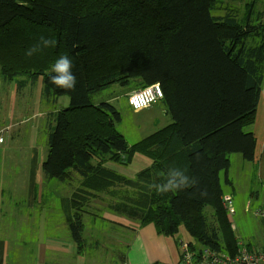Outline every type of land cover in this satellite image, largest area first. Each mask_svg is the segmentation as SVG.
<instances>
[{
	"label": "trees",
	"instance_id": "obj_1",
	"mask_svg": "<svg viewBox=\"0 0 264 264\" xmlns=\"http://www.w3.org/2000/svg\"><path fill=\"white\" fill-rule=\"evenodd\" d=\"M41 38L55 43L44 47ZM34 46L39 50L27 55ZM62 56L72 61L73 89L49 83ZM0 78L18 91L41 79L42 99L68 101L47 116L41 170L71 187L65 212L79 255L92 249L84 238L86 218L102 220L107 231L122 226L104 214L152 225L162 237L173 238L183 227L195 251L239 247L222 206L231 196L223 193L221 174L230 184L232 155L254 162L251 128L264 84L263 1L0 0ZM157 82L170 123L129 145L115 129L120 116L111 100L97 97L116 87L112 99L126 101ZM135 154L151 164L133 178L104 166H128ZM169 181L178 189L149 187Z\"/></svg>",
	"mask_w": 264,
	"mask_h": 264
},
{
	"label": "crops",
	"instance_id": "obj_2",
	"mask_svg": "<svg viewBox=\"0 0 264 264\" xmlns=\"http://www.w3.org/2000/svg\"><path fill=\"white\" fill-rule=\"evenodd\" d=\"M41 89V79L35 85H26L18 91L14 84L0 78V129L13 126L11 135L0 146V264H87L85 254L77 253V246L68 231L65 200L72 193L71 187L49 180L41 170L47 156V116L66 108L68 101L44 100ZM251 131L256 148L254 162L250 165L254 178L264 183V84ZM150 164L149 159L136 154L128 166L113 163L104 166L133 178ZM227 178L228 185L232 186L229 171ZM79 181L74 178L72 186L77 188ZM223 181L227 184L225 175ZM103 218L122 225L121 229L128 233L119 264H176L179 237L190 240L181 228L178 229L179 235L173 238L162 237L156 234L152 225L139 227L110 214H104ZM101 221L86 218V244L99 243L102 246L103 234L107 230L106 224L102 225L105 222ZM263 238L264 233L254 246L241 243L252 251H260L264 246ZM118 245L109 244L110 248L104 251L113 250ZM111 258L107 254L104 261L93 260L91 264H109Z\"/></svg>",
	"mask_w": 264,
	"mask_h": 264
},
{
	"label": "rangeland",
	"instance_id": "obj_3",
	"mask_svg": "<svg viewBox=\"0 0 264 264\" xmlns=\"http://www.w3.org/2000/svg\"><path fill=\"white\" fill-rule=\"evenodd\" d=\"M261 1L264 2V0ZM219 14L218 11L212 12L213 16ZM118 91L116 87H112L97 98L102 101L111 100L110 105L116 109L120 116V121L115 122V129L125 138L129 145L136 143L140 139L147 137L170 123L169 117L165 114V107L162 102H158L141 111L134 112L127 106L125 101L126 97L112 99L113 95L116 96V92ZM230 163L229 176L233 185L229 186L224 184V173H222L221 187L224 195L231 196L233 199L234 216L230 217L233 222L232 227L235 237L240 243L243 242L244 244L254 246L261 240L264 233V223L261 219L253 215L256 210L264 208V183L254 178L252 166L243 161L240 155H232L230 157ZM129 169H127V171H129ZM247 205L248 208L246 207ZM210 212L209 209L206 210L208 215ZM121 228L122 226H109L108 231H106L107 233L103 234L104 241L101 242V247H97L95 250L94 244H90L92 246V249L89 247L91 251L85 248L84 251L86 253L84 252V254L87 264L88 259L90 260V264L93 260L97 262L104 261L103 257L107 254H109V257H113L109 264H119V258L121 254L123 255L125 249L124 245H126L125 236L128 234ZM179 228L184 230L183 227ZM179 238H181V240H186L184 236ZM115 243L119 245L114 247L113 250L109 249L108 252L104 251L105 248H110L109 244Z\"/></svg>",
	"mask_w": 264,
	"mask_h": 264
},
{
	"label": "built area",
	"instance_id": "obj_4",
	"mask_svg": "<svg viewBox=\"0 0 264 264\" xmlns=\"http://www.w3.org/2000/svg\"><path fill=\"white\" fill-rule=\"evenodd\" d=\"M148 87L142 88L136 91V93L140 94ZM153 96H155V100L151 101L147 107H143L139 110H137L134 105L130 103V95L126 99V104L134 112L148 108L163 98L161 88L159 94H157L155 89H153ZM12 131L13 126L10 125L0 129V146L4 144L5 138L11 135ZM222 206L229 218L234 216L232 198L225 197ZM246 207L248 208V205ZM253 215L256 218L261 219L264 223V208L256 210ZM177 245L179 250V259L176 264H264V247L260 252H254L249 251L243 243L239 242V247L233 253H221L208 248L195 251L194 242L189 240H179Z\"/></svg>",
	"mask_w": 264,
	"mask_h": 264
},
{
	"label": "clouds",
	"instance_id": "obj_5",
	"mask_svg": "<svg viewBox=\"0 0 264 264\" xmlns=\"http://www.w3.org/2000/svg\"><path fill=\"white\" fill-rule=\"evenodd\" d=\"M41 42L44 47H48L55 43L53 40L44 38H41ZM37 50H39V46H34L33 48L28 50L27 55L30 56ZM52 71L56 73V75L50 78L49 83L55 85L58 88L64 89H73L75 87L76 78L72 74V61L69 57H60L54 63ZM153 89H155L156 93L159 94L160 85L158 82L154 85L149 86L140 94H137L136 92L130 93V103H132L137 110L143 107H147L151 101L155 100V96H153ZM149 187H154L158 192L161 193L178 189L177 187L173 186L171 181L166 184L150 185Z\"/></svg>",
	"mask_w": 264,
	"mask_h": 264
}]
</instances>
